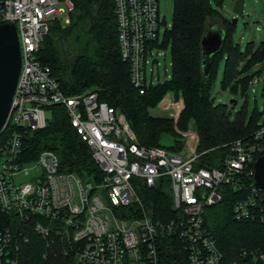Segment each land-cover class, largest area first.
Returning a JSON list of instances; mask_svg holds the SVG:
<instances>
[{
  "label": "built area",
  "instance_id": "2783aa9c",
  "mask_svg": "<svg viewBox=\"0 0 264 264\" xmlns=\"http://www.w3.org/2000/svg\"><path fill=\"white\" fill-rule=\"evenodd\" d=\"M121 60L128 64L129 82L138 93L151 82L145 65L160 49L165 21L157 0H112ZM74 0H0V24H13L20 57L9 109L0 128V264H20L14 255L27 240V230L46 244L68 251L78 264H162L164 243L172 242L187 264H264V247L240 260L226 261L203 225L206 205L221 198V185L240 189L253 174L254 159L264 153V124L230 143L220 167L196 166L197 134L188 124L178 131L184 152L137 143L122 112L99 100L94 91L68 95L36 57L49 25H64ZM151 73V68H150ZM258 76V75H257ZM252 78L250 83L258 77ZM166 100L160 105L159 102ZM158 102L174 120L181 99L164 95ZM61 105L69 123L87 145L99 169L97 177L82 178L59 168L54 152L43 149L25 158L24 131L43 128L47 107ZM37 172L15 182L13 175ZM166 181L173 215L151 217L136 187ZM264 188L250 186L233 204L235 219L253 216ZM171 247V246H170Z\"/></svg>",
  "mask_w": 264,
  "mask_h": 264
},
{
  "label": "trees",
  "instance_id": "16d2710c",
  "mask_svg": "<svg viewBox=\"0 0 264 264\" xmlns=\"http://www.w3.org/2000/svg\"><path fill=\"white\" fill-rule=\"evenodd\" d=\"M209 23H218L224 36L219 48L210 55L208 71L203 75L199 40ZM232 26L208 0H172L170 25L156 42L161 49L168 47L170 74L163 80L147 83L143 93L132 87L128 64L119 55L112 0H74L69 21L64 25L57 21L50 23L36 57L49 67L63 93L94 91L99 100L122 112L139 144L164 147L158 139L168 134L172 144L164 148L177 151L183 144L178 131H184L191 124L198 138L195 165L220 167L230 154L232 141L247 138L264 124V116L259 118L264 114V81L260 109L254 105L255 111L248 116L239 113L230 118L225 103H213L211 88L216 60L223 58L221 87L232 83L231 89H234L239 84L243 92L252 79L246 68L264 58V41L250 40L240 51L231 38ZM239 61L244 63L240 72L235 70ZM165 94L173 100L181 99L175 120L162 114L158 107ZM47 111L49 116L43 128L22 134L21 145L26 154L23 160L32 159L38 151L47 149L56 154L61 170L82 178L97 177L99 169L87 145L70 125L64 107L52 105ZM251 181L250 176L243 177L242 187L236 190L221 185V198L203 208V225L226 261H239L242 252L249 254L264 247V196L257 198L253 216L233 217V204L247 196ZM136 190L151 217L165 220L173 215L166 181L157 182L153 187L138 183ZM26 236L27 240L14 253L20 264H78L68 251L46 244L33 231L27 230ZM164 251L162 264H187L172 242L164 243Z\"/></svg>",
  "mask_w": 264,
  "mask_h": 264
},
{
  "label": "rangeland",
  "instance_id": "374dc122",
  "mask_svg": "<svg viewBox=\"0 0 264 264\" xmlns=\"http://www.w3.org/2000/svg\"><path fill=\"white\" fill-rule=\"evenodd\" d=\"M210 5L223 17L232 21L234 19L233 26L231 28L232 41L238 44L240 51L244 49L245 44L252 40L254 43L258 41H264V0H243L242 12L236 15L232 12V4L234 0H208ZM158 13L163 17L165 21V27H169L171 22L172 0H157ZM212 21V20H211ZM148 58V62L145 65V76L149 78L151 74V82L157 80H163L170 74V54L168 47L166 49L153 50V53ZM243 61H239L235 66V70L240 72L243 67ZM262 67V68H261ZM151 68V73H150ZM261 68V69H260ZM223 69V58L216 60L215 64V76L211 88V96L213 103H225L228 116L234 118L237 114L241 116H248L254 112V105L260 109V105L263 99L262 96V84L264 81V58L260 61H254L248 65L246 71L252 75V78H256L259 71L258 79L247 85V91L241 92L239 84L231 89L232 83L221 87L220 77ZM168 95V94H165ZM168 99L171 102L174 100L168 95ZM166 100L164 98L161 104ZM153 111H156L155 108ZM168 110H162V114H167ZM45 115L49 116V112L46 111ZM262 113L259 118H262ZM181 135V134H180ZM158 143L164 147H168L172 144V137L168 134H162ZM184 152L183 144L177 151ZM27 169V173H17L13 175L15 182L24 181L29 179L34 173L37 172L35 168H28V165L24 166Z\"/></svg>",
  "mask_w": 264,
  "mask_h": 264
},
{
  "label": "water",
  "instance_id": "95a60500",
  "mask_svg": "<svg viewBox=\"0 0 264 264\" xmlns=\"http://www.w3.org/2000/svg\"><path fill=\"white\" fill-rule=\"evenodd\" d=\"M243 0H234L232 12L241 14ZM234 22V19L231 21ZM224 31L218 23H209L203 29L200 40V68L205 75L209 68V57L216 51L223 39ZM20 57L15 29L12 23L0 24V128L7 115L10 98L19 72ZM251 186L264 188V153L258 155L253 163Z\"/></svg>",
  "mask_w": 264,
  "mask_h": 264
}]
</instances>
